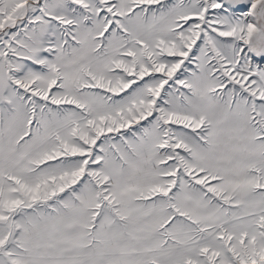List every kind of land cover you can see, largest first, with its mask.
<instances>
[{
	"label": "snow or ice",
	"instance_id": "6c2138e0",
	"mask_svg": "<svg viewBox=\"0 0 264 264\" xmlns=\"http://www.w3.org/2000/svg\"><path fill=\"white\" fill-rule=\"evenodd\" d=\"M0 264H264V0H0Z\"/></svg>",
	"mask_w": 264,
	"mask_h": 264
}]
</instances>
